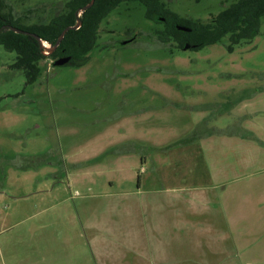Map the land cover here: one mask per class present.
<instances>
[{
	"label": "rangeland",
	"instance_id": "rangeland-1",
	"mask_svg": "<svg viewBox=\"0 0 264 264\" xmlns=\"http://www.w3.org/2000/svg\"><path fill=\"white\" fill-rule=\"evenodd\" d=\"M66 1L0 9L30 25ZM236 1L161 0L204 23ZM146 9L122 0L85 65L42 58L34 84L0 44V264H261L264 18L194 50Z\"/></svg>",
	"mask_w": 264,
	"mask_h": 264
},
{
	"label": "trees",
	"instance_id": "trees-1",
	"mask_svg": "<svg viewBox=\"0 0 264 264\" xmlns=\"http://www.w3.org/2000/svg\"><path fill=\"white\" fill-rule=\"evenodd\" d=\"M141 1L147 7L148 19L164 22L166 25L160 35L163 42L174 39L181 48L188 43L194 50L215 44L222 37L228 36L231 41L229 50L233 51L234 45L240 41L252 39L259 33L261 20L264 18V0L233 2L225 9L223 8L210 23L180 17L167 8L161 0ZM89 2L90 0H67L63 11L55 15L51 21L27 26L17 23L15 27L35 33L49 41L51 45H55L60 33L66 27L76 23L78 10ZM121 2L122 0H95L94 4L81 15L82 25L76 30L66 32L61 44L50 57L55 60L64 54L71 57L66 66L85 65L89 59V52L97 44L101 21ZM159 17L164 18L163 22L159 20ZM10 23L14 22L10 21ZM177 25L187 26L191 31L179 30ZM5 26L6 23L0 16V44L17 54L12 67L24 72L27 83H36L40 74L39 61L46 57L42 53L38 40L30 34L16 33L12 29L2 30Z\"/></svg>",
	"mask_w": 264,
	"mask_h": 264
},
{
	"label": "water",
	"instance_id": "water-1",
	"mask_svg": "<svg viewBox=\"0 0 264 264\" xmlns=\"http://www.w3.org/2000/svg\"><path fill=\"white\" fill-rule=\"evenodd\" d=\"M95 0H90V2L85 6H82L77 13V19H76V23L74 25L68 26L66 27L59 35L57 42L55 45H51L49 41L42 39L39 35L29 32V31H25L23 29L17 28L14 25H7L5 26L2 30H8V29H12L14 30L16 33H25V34H30L32 35V37H34L35 39L38 40L40 47L42 48V53L44 55H50L55 49L58 48V46L61 44L66 32L70 31V30H76L78 29L81 25H82V20H81V15L83 14L84 11L88 10L93 4H94ZM177 28L179 30H183V31H191V29H189V27L187 26H183V25H177ZM129 40L123 41V44H126ZM190 48L189 44H187L185 46V48ZM71 60L70 56H62L59 59H57L54 64L55 66H61V65H65L67 64L69 61Z\"/></svg>",
	"mask_w": 264,
	"mask_h": 264
},
{
	"label": "flooded vegetation",
	"instance_id": "flooded-vegetation-1",
	"mask_svg": "<svg viewBox=\"0 0 264 264\" xmlns=\"http://www.w3.org/2000/svg\"><path fill=\"white\" fill-rule=\"evenodd\" d=\"M15 13L13 12V11H11L10 9L9 10H7V13L5 12V11H2V9H0V16L3 18V21H4V23H6V26L7 25H14L13 23H10V21L11 22H19V20H20V18L19 17H16L15 15H14ZM41 22H43V21H41ZM16 23V24H17ZM20 23V22H19ZM22 23V22H21ZM38 23H40V22H38ZM20 25H25V26H27V25H29V24H20ZM31 25V24H30ZM34 25V24H33ZM15 26V25H14ZM134 40V39H133ZM133 40H130V41H128L127 43H130V42H132ZM126 41V40H125ZM121 43H123V41L121 42ZM126 43V44H127ZM55 52V50L50 54V55H46V57H50L53 53ZM62 56H66V55H61V56H59L57 59H59L60 57H62ZM57 59H55V61L57 60ZM54 61V62H55ZM53 62V63H54ZM54 66H55V64H54ZM21 71V70H20Z\"/></svg>",
	"mask_w": 264,
	"mask_h": 264
},
{
	"label": "crops",
	"instance_id": "crops-1",
	"mask_svg": "<svg viewBox=\"0 0 264 264\" xmlns=\"http://www.w3.org/2000/svg\"><path fill=\"white\" fill-rule=\"evenodd\" d=\"M223 217H224V224H226L228 227H231V224H233V217H231L230 214H225L223 215ZM259 258L261 259H258V261L261 262V264L264 263V258L261 256H259ZM248 263L249 262L244 263V264H248Z\"/></svg>",
	"mask_w": 264,
	"mask_h": 264
}]
</instances>
